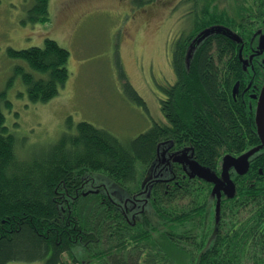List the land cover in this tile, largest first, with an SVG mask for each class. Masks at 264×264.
<instances>
[{"label":"trees","instance_id":"1","mask_svg":"<svg viewBox=\"0 0 264 264\" xmlns=\"http://www.w3.org/2000/svg\"><path fill=\"white\" fill-rule=\"evenodd\" d=\"M49 2L29 0L20 24L48 23ZM233 3L232 20L210 0H179L190 7V25L172 42L175 81L161 88L163 119L126 142L70 116L58 140L25 150L6 125L3 108L12 104L0 92V264H264V148L246 173L229 170L234 193L222 195L217 219L214 183L190 177L179 163L148 177L162 146L187 150L219 176L224 156L239 158L260 145L255 106L234 100L232 88L253 81L258 91L264 83V66L249 56L254 46L262 52L264 0ZM216 27L224 33L197 42ZM6 55L21 63L14 75L32 104L53 99L69 79L70 53L52 39L9 47ZM125 90L145 107L126 81ZM93 173L122 187L127 203L91 186Z\"/></svg>","mask_w":264,"mask_h":264},{"label":"rangeland","instance_id":"2","mask_svg":"<svg viewBox=\"0 0 264 264\" xmlns=\"http://www.w3.org/2000/svg\"><path fill=\"white\" fill-rule=\"evenodd\" d=\"M28 1L0 0V92L5 91L12 104L10 111L3 108V112L6 125L14 129L23 149L58 140L70 116L74 124L88 122L123 142L163 119L161 88L175 81L172 42L190 25L188 5L177 6L179 0H50V21L23 27L20 21ZM233 5V0H210L211 8L224 11L232 20L236 17ZM47 38L70 53V76L53 99L32 104L20 76L14 75L15 66L21 63L8 58L6 50L41 47ZM125 81L145 107L126 92ZM170 154L166 146L160 148L148 177L169 171ZM188 155L180 153L183 171L192 174L198 167ZM87 177L91 186L100 187L117 204L127 203V192L105 175ZM216 201L212 196L214 217Z\"/></svg>","mask_w":264,"mask_h":264},{"label":"water","instance_id":"3","mask_svg":"<svg viewBox=\"0 0 264 264\" xmlns=\"http://www.w3.org/2000/svg\"><path fill=\"white\" fill-rule=\"evenodd\" d=\"M222 31L224 33V29L220 27L216 28H211L207 31H204L199 38H197V42H200L202 39H204L206 36L213 32H220ZM259 49L262 51L264 49V34H261L259 38ZM239 86V82H236L233 86L232 89V94L233 96L237 92ZM255 126L257 130V135L260 140V145L257 146L256 148L246 152L239 158L232 157L230 155L224 156L223 161H222V172L220 174V177H218L214 171H211L208 168L200 166L198 163L195 162L197 165L198 169L193 171L192 174H188L190 177L193 176H198L201 179H204L206 181L212 182L215 184V190L213 194H217V204H216V219H217V214L219 211V204H220V191H223L228 197H232L234 193V183L230 179V173L229 170L233 167L235 170V173L237 175H241L247 172L249 169V159L250 157L259 149L264 148V83L262 85L260 95L258 97V103L256 106V113H255ZM181 152H188L187 150H182L180 152H176L170 155V160L168 158L167 164L171 163H179L183 165L184 169V159L180 156ZM189 153V152H188ZM159 155V151H158ZM189 159L193 158L192 154H189ZM158 157V156H157ZM193 160V159H192ZM156 166V165H155Z\"/></svg>","mask_w":264,"mask_h":264},{"label":"flooded vegetation","instance_id":"4","mask_svg":"<svg viewBox=\"0 0 264 264\" xmlns=\"http://www.w3.org/2000/svg\"><path fill=\"white\" fill-rule=\"evenodd\" d=\"M259 53V54H258ZM261 53V54H260ZM251 55L250 58H252V63H256L258 64V66H264V64L260 63L262 61H264V50H262V52H256L255 51V46L254 48L251 50V53L249 54V56ZM246 58H248V54H246ZM239 82V81H238ZM257 82V81H255ZM259 88L257 83H253V81H249L248 83H246V85H242L239 82V86L237 89V92L235 93V95L232 97L234 98V100L241 99L244 98V102L247 103L248 99H249V107L252 108V105L255 106V112H256V106L258 103V97L260 95V90L257 91V89Z\"/></svg>","mask_w":264,"mask_h":264}]
</instances>
